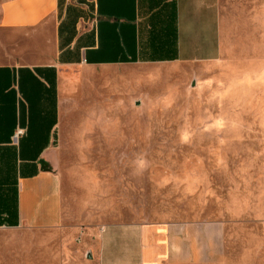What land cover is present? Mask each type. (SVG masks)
<instances>
[{
	"label": "rangeland",
	"instance_id": "374dc122",
	"mask_svg": "<svg viewBox=\"0 0 264 264\" xmlns=\"http://www.w3.org/2000/svg\"><path fill=\"white\" fill-rule=\"evenodd\" d=\"M219 9L216 60L73 69L47 166L63 220L0 227V264H100L105 228L184 222L219 224L222 264H263L264 0Z\"/></svg>",
	"mask_w": 264,
	"mask_h": 264
},
{
	"label": "crops",
	"instance_id": "0c3cea01",
	"mask_svg": "<svg viewBox=\"0 0 264 264\" xmlns=\"http://www.w3.org/2000/svg\"><path fill=\"white\" fill-rule=\"evenodd\" d=\"M219 1L0 0V227L63 220L60 176L46 167L61 142L73 69L216 60ZM97 239L100 264L225 260L215 222L113 226Z\"/></svg>",
	"mask_w": 264,
	"mask_h": 264
},
{
	"label": "built area",
	"instance_id": "2783aa9c",
	"mask_svg": "<svg viewBox=\"0 0 264 264\" xmlns=\"http://www.w3.org/2000/svg\"><path fill=\"white\" fill-rule=\"evenodd\" d=\"M20 132H21V131H20V130H18V131H17V133H16V136H17V135H18Z\"/></svg>",
	"mask_w": 264,
	"mask_h": 264
},
{
	"label": "trees",
	"instance_id": "16d2710c",
	"mask_svg": "<svg viewBox=\"0 0 264 264\" xmlns=\"http://www.w3.org/2000/svg\"><path fill=\"white\" fill-rule=\"evenodd\" d=\"M46 168H48V167H46Z\"/></svg>",
	"mask_w": 264,
	"mask_h": 264
},
{
	"label": "bare ground",
	"instance_id": "6f19581e",
	"mask_svg": "<svg viewBox=\"0 0 264 264\" xmlns=\"http://www.w3.org/2000/svg\"><path fill=\"white\" fill-rule=\"evenodd\" d=\"M249 180V179H248Z\"/></svg>",
	"mask_w": 264,
	"mask_h": 264
}]
</instances>
